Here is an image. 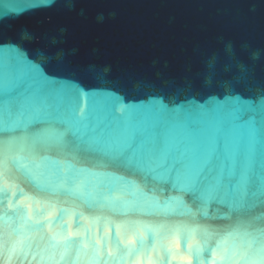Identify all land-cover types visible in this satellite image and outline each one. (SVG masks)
I'll use <instances>...</instances> for the list:
<instances>
[{
  "label": "water",
  "instance_id": "obj_1",
  "mask_svg": "<svg viewBox=\"0 0 264 264\" xmlns=\"http://www.w3.org/2000/svg\"><path fill=\"white\" fill-rule=\"evenodd\" d=\"M0 264H264V0H0Z\"/></svg>",
  "mask_w": 264,
  "mask_h": 264
},
{
  "label": "snow or ice",
  "instance_id": "obj_2",
  "mask_svg": "<svg viewBox=\"0 0 264 264\" xmlns=\"http://www.w3.org/2000/svg\"><path fill=\"white\" fill-rule=\"evenodd\" d=\"M65 68L68 69L69 71L71 70V66L70 65H65ZM37 71H38V69H37ZM66 78L71 79L72 77L69 76V77H66ZM58 82L59 81H57V80L47 81V83H52V84H55V83H58Z\"/></svg>",
  "mask_w": 264,
  "mask_h": 264
}]
</instances>
